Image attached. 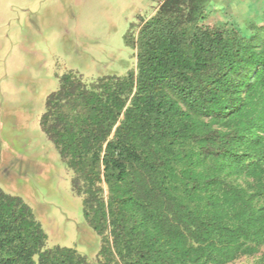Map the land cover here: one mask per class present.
I'll return each instance as SVG.
<instances>
[{
    "label": "trees",
    "instance_id": "obj_1",
    "mask_svg": "<svg viewBox=\"0 0 264 264\" xmlns=\"http://www.w3.org/2000/svg\"><path fill=\"white\" fill-rule=\"evenodd\" d=\"M124 36L123 75L72 71L39 126L99 238L47 245L0 189V264H264V14L210 23L211 0H158Z\"/></svg>",
    "mask_w": 264,
    "mask_h": 264
},
{
    "label": "rangeland",
    "instance_id": "obj_2",
    "mask_svg": "<svg viewBox=\"0 0 264 264\" xmlns=\"http://www.w3.org/2000/svg\"><path fill=\"white\" fill-rule=\"evenodd\" d=\"M157 1L0 0V189L31 208L48 247L74 248L92 260L100 242L71 191L70 172L40 129L46 98L68 71L87 81L125 74L133 59L124 36ZM224 21L248 33L245 20L210 9V23Z\"/></svg>",
    "mask_w": 264,
    "mask_h": 264
},
{
    "label": "crops",
    "instance_id": "obj_3",
    "mask_svg": "<svg viewBox=\"0 0 264 264\" xmlns=\"http://www.w3.org/2000/svg\"><path fill=\"white\" fill-rule=\"evenodd\" d=\"M211 5L230 20L247 21L264 14V0H211Z\"/></svg>",
    "mask_w": 264,
    "mask_h": 264
}]
</instances>
